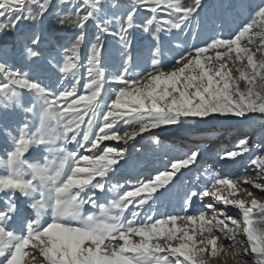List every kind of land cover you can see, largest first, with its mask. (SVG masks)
<instances>
[{
	"label": "rangeland",
	"instance_id": "rangeland-1",
	"mask_svg": "<svg viewBox=\"0 0 264 264\" xmlns=\"http://www.w3.org/2000/svg\"><path fill=\"white\" fill-rule=\"evenodd\" d=\"M59 2L117 39L0 51V264H264V0Z\"/></svg>",
	"mask_w": 264,
	"mask_h": 264
},
{
	"label": "trees",
	"instance_id": "trees-1",
	"mask_svg": "<svg viewBox=\"0 0 264 264\" xmlns=\"http://www.w3.org/2000/svg\"><path fill=\"white\" fill-rule=\"evenodd\" d=\"M177 1L182 10L192 14L201 0ZM88 14L87 5L78 10L70 3L59 0L50 3L43 0H25L17 9L0 18V51L6 47L20 52L26 45L44 41L47 43L44 45L45 49H66L80 54L87 49L97 50L103 44L107 45V41L117 39V35L111 33L105 40L104 34L94 26H88V33L84 35L79 28ZM123 17L124 15H120V18ZM39 19L42 20L40 26ZM136 28L140 30V27ZM250 226L257 237L264 240V206L259 207L253 215Z\"/></svg>",
	"mask_w": 264,
	"mask_h": 264
},
{
	"label": "bare ground",
	"instance_id": "bare-ground-1",
	"mask_svg": "<svg viewBox=\"0 0 264 264\" xmlns=\"http://www.w3.org/2000/svg\"><path fill=\"white\" fill-rule=\"evenodd\" d=\"M175 79V78H174ZM176 81V80H175ZM180 83L183 87L185 86L183 83V81H177V83ZM177 85V84H176ZM186 90V89H185ZM180 91V90H179ZM162 93V92H161ZM164 94V93H163ZM162 94V95H163ZM156 95H158V97L160 98L161 97V94L160 92L156 91ZM177 96V95H176ZM163 97V96H162ZM158 99V98H157ZM153 103L151 101H147V100H144V99H140V98H136V99H125V96H120V98H118L116 101L112 102L110 107L111 109L105 114V118L108 117V115H113L115 114L117 111H120L121 109L123 108H126L128 109L130 106H136V108L134 110H131L132 112H130V115H135V113L141 111L142 109H152L153 108ZM110 121V124L108 126H106L107 128H112V127H115L117 126V123L114 119H109ZM106 128H100L99 130V134H100V141L101 143H107L109 141V137L105 136V130ZM169 130L165 131V132H168ZM218 177V176H217ZM216 179V177H215ZM68 182H70V180H68ZM217 183H222L224 185H226V187L229 188V190L232 192V191H235L237 188L236 186L237 183L235 181H230V180H227V179H224V180H218L217 179ZM22 195H24V190H22ZM28 214L31 215L30 219H33L35 216L36 217H39V216H43V213L37 209H30V212H28ZM3 215V213L1 214ZM12 221H14L15 219L12 218L11 219ZM30 222V221H29ZM13 225H16V224H13ZM224 242V239L222 240ZM227 241V240H225ZM222 244L218 245V246H212V250H214L216 253H218L220 251V249L222 248ZM96 250H98V248H95ZM95 250V251H96ZM98 254V253H97ZM237 254V253H236ZM114 255V254H113ZM243 255V253H242ZM104 257V256H103ZM108 257V256H107ZM110 257V256H109ZM114 257V256H112ZM98 259H101V258H98ZM112 260V259H110ZM115 260V259H114ZM100 261V260H99ZM16 262V261H15ZM113 262V260H112ZM190 264H207L206 261L200 259V260H195V259H191L189 260ZM13 264H16V263H13ZM33 264V263H32ZM99 264H112L111 261H109V259H101V261L99 262ZM180 264V263H178Z\"/></svg>",
	"mask_w": 264,
	"mask_h": 264
}]
</instances>
